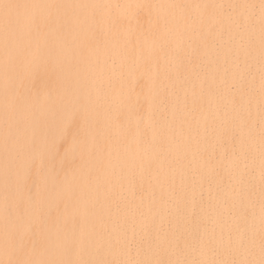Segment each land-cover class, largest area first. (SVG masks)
<instances>
[{
  "label": "bare ground",
  "instance_id": "6f19581e",
  "mask_svg": "<svg viewBox=\"0 0 264 264\" xmlns=\"http://www.w3.org/2000/svg\"><path fill=\"white\" fill-rule=\"evenodd\" d=\"M262 245L261 0H0V264Z\"/></svg>",
  "mask_w": 264,
  "mask_h": 264
},
{
  "label": "snow or ice",
  "instance_id": "6c2138e0",
  "mask_svg": "<svg viewBox=\"0 0 264 264\" xmlns=\"http://www.w3.org/2000/svg\"><path fill=\"white\" fill-rule=\"evenodd\" d=\"M6 7H13L14 5H5ZM261 8L264 10V0H261ZM23 54V45L22 41L17 39V57ZM15 58L12 56H9V63L13 62ZM11 246L12 251H20L24 247V240L23 238H11L9 239L6 236L5 239V246L9 247ZM262 254H264V245H262ZM8 264H74V262L67 261V262H50V261H33V260H22V261H8ZM80 264H83V262H80ZM144 264H148V262H144ZM156 264H160V262H156ZM192 264H217V262L213 261H194ZM219 264H229V262H219ZM232 264H235V262H232ZM260 264H264V259L260 261Z\"/></svg>",
  "mask_w": 264,
  "mask_h": 264
}]
</instances>
